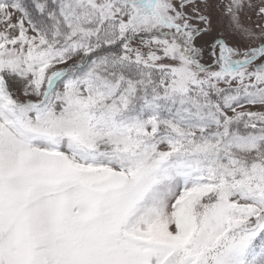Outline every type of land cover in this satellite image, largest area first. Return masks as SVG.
<instances>
[{"label":"snow or ice","instance_id":"6c2138e0","mask_svg":"<svg viewBox=\"0 0 264 264\" xmlns=\"http://www.w3.org/2000/svg\"><path fill=\"white\" fill-rule=\"evenodd\" d=\"M0 264H264V0H0Z\"/></svg>","mask_w":264,"mask_h":264}]
</instances>
